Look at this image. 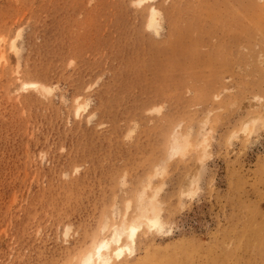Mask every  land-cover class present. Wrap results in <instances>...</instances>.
<instances>
[{
    "label": "rangeland",
    "instance_id": "1",
    "mask_svg": "<svg viewBox=\"0 0 264 264\" xmlns=\"http://www.w3.org/2000/svg\"><path fill=\"white\" fill-rule=\"evenodd\" d=\"M135 1L0 0V264H79L161 164L160 229L114 264H264V0Z\"/></svg>",
    "mask_w": 264,
    "mask_h": 264
},
{
    "label": "bare ground",
    "instance_id": "2",
    "mask_svg": "<svg viewBox=\"0 0 264 264\" xmlns=\"http://www.w3.org/2000/svg\"><path fill=\"white\" fill-rule=\"evenodd\" d=\"M148 1L149 0H136L135 4L138 7H143ZM159 15V10L156 7L152 6L148 18L149 27L156 26ZM18 37L19 34H17L9 43V49L13 53H16L17 51ZM5 41L6 40L4 37H0V52L2 54H5ZM3 57L4 56L2 55L0 59ZM16 72H18L17 68ZM19 81L20 83L14 89V91L17 93H19L20 91H26L30 88H34L37 90L41 89L48 95L54 92V88L50 85H46L37 81H23L21 79H19ZM85 110L86 105L84 103H80L78 100L76 115L81 116L83 112H85ZM260 119L264 121V118H262L260 115L252 116L249 121H247L246 123L244 122V130H249V124L254 125ZM198 144L201 145L202 156L204 157L209 145L206 135H203V138L200 139ZM190 145H192V143L189 140V133L181 134L178 130H176L172 135L169 156L173 157L175 155L184 154L187 148L190 147ZM165 171L166 166L164 164L158 165L156 172H154V174L149 177L148 182L144 185V187H142L143 189L140 191V193H138L139 197L134 213L132 215H129L128 212L132 202H126L127 210H125L126 212H124V217L118 223L116 222L111 225L106 223L102 227L100 235L95 240L92 248L85 251L80 256L79 264H114L115 262L122 260L126 256H132L136 252L135 238L137 233L142 228L146 227V229L149 231L160 229L159 217L161 215L162 205L159 200V193L162 188L161 186L151 187V193L147 192V188L151 186L154 176L164 174ZM195 183L196 179L191 178L186 183L184 190L181 191V193H186V195L192 197L196 193V186L194 187Z\"/></svg>",
    "mask_w": 264,
    "mask_h": 264
}]
</instances>
